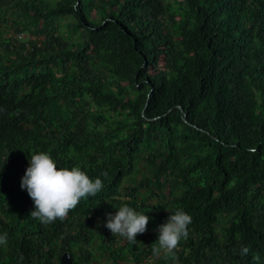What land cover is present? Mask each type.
Instances as JSON below:
<instances>
[{
    "label": "trees",
    "instance_id": "obj_1",
    "mask_svg": "<svg viewBox=\"0 0 264 264\" xmlns=\"http://www.w3.org/2000/svg\"><path fill=\"white\" fill-rule=\"evenodd\" d=\"M38 152L103 190L42 224L20 186ZM124 204L151 218L134 244L103 226ZM5 232L0 264H264V0H0Z\"/></svg>",
    "mask_w": 264,
    "mask_h": 264
},
{
    "label": "clouds",
    "instance_id": "obj_2",
    "mask_svg": "<svg viewBox=\"0 0 264 264\" xmlns=\"http://www.w3.org/2000/svg\"><path fill=\"white\" fill-rule=\"evenodd\" d=\"M13 34V33H12ZM18 34L13 35L18 38ZM57 161L47 152L31 154L29 166L21 179V188L25 189L33 201L34 208L30 216L48 225L56 220L63 221L70 211L75 209L82 199L95 197L104 188L103 181L96 177L91 178L80 167H57ZM106 176L107 173H102ZM104 222L112 235L126 238L133 244L137 235L147 230L151 219L144 213L137 212L134 208L124 204L115 214L106 213ZM192 223V216L183 209L170 213L166 222L158 226V237L152 248L154 256H163L167 260L176 259V249L181 240H186L189 235L188 226ZM7 244V233L0 234V245ZM249 249L242 248L241 254L246 255ZM254 261L259 257L254 256Z\"/></svg>",
    "mask_w": 264,
    "mask_h": 264
},
{
    "label": "rangeland",
    "instance_id": "obj_3",
    "mask_svg": "<svg viewBox=\"0 0 264 264\" xmlns=\"http://www.w3.org/2000/svg\"><path fill=\"white\" fill-rule=\"evenodd\" d=\"M25 37H26V34H25ZM144 165H140L138 167L142 168ZM138 178L140 177V173L139 175L137 176ZM128 182H124L123 185H126ZM146 197H150L149 195V191L146 193ZM152 199H154V197H152ZM96 245V241H93L91 246L92 247H95ZM94 255H95V260H94V263L95 264H109V261L107 260L106 256L105 255H101L99 250H94Z\"/></svg>",
    "mask_w": 264,
    "mask_h": 264
},
{
    "label": "water",
    "instance_id": "obj_4",
    "mask_svg": "<svg viewBox=\"0 0 264 264\" xmlns=\"http://www.w3.org/2000/svg\"><path fill=\"white\" fill-rule=\"evenodd\" d=\"M60 263L61 264H73L71 260V256L68 252H64L61 254Z\"/></svg>",
    "mask_w": 264,
    "mask_h": 264
},
{
    "label": "built area",
    "instance_id": "obj_5",
    "mask_svg": "<svg viewBox=\"0 0 264 264\" xmlns=\"http://www.w3.org/2000/svg\"><path fill=\"white\" fill-rule=\"evenodd\" d=\"M22 35L21 34H18V38H20Z\"/></svg>",
    "mask_w": 264,
    "mask_h": 264
}]
</instances>
